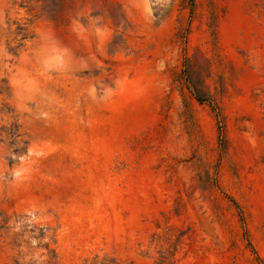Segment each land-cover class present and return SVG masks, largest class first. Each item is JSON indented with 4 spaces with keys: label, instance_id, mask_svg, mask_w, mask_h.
Instances as JSON below:
<instances>
[{
    "label": "rangeland",
    "instance_id": "rangeland-1",
    "mask_svg": "<svg viewBox=\"0 0 264 264\" xmlns=\"http://www.w3.org/2000/svg\"><path fill=\"white\" fill-rule=\"evenodd\" d=\"M0 264H264V0H0Z\"/></svg>",
    "mask_w": 264,
    "mask_h": 264
}]
</instances>
